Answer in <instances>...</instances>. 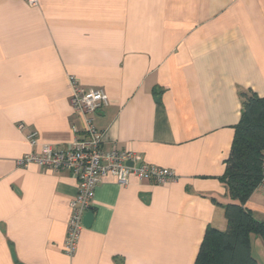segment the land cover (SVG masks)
Segmentation results:
<instances>
[{
    "label": "crops",
    "instance_id": "1",
    "mask_svg": "<svg viewBox=\"0 0 264 264\" xmlns=\"http://www.w3.org/2000/svg\"><path fill=\"white\" fill-rule=\"evenodd\" d=\"M69 75L109 97L93 117L103 152L176 176L104 177L72 257L76 180L17 165L83 135ZM247 92L264 97V0H0V264H194L205 229L227 226L222 177ZM244 208L264 220L263 187ZM251 254L264 264L256 236Z\"/></svg>",
    "mask_w": 264,
    "mask_h": 264
},
{
    "label": "built area",
    "instance_id": "2",
    "mask_svg": "<svg viewBox=\"0 0 264 264\" xmlns=\"http://www.w3.org/2000/svg\"><path fill=\"white\" fill-rule=\"evenodd\" d=\"M26 1L31 6L37 4V0ZM67 80L70 87L69 103L83 122V135L75 137L64 148L42 145L38 151L23 156L17 165L27 167L34 164L55 172L68 170L76 180L77 194L69 202L70 215L63 244L64 254L72 257L84 229L83 217L92 210L95 190L104 177L112 176L119 185L126 186L131 177L152 185H163L175 181L176 176L169 169L143 163L141 157L132 151L103 152L102 136L94 127L93 117L110 104L109 97L101 89L84 88L72 75ZM23 127V124L18 125L19 130ZM26 139L32 148L36 147L35 132H30ZM260 186L264 188V159Z\"/></svg>",
    "mask_w": 264,
    "mask_h": 264
},
{
    "label": "trees",
    "instance_id": "3",
    "mask_svg": "<svg viewBox=\"0 0 264 264\" xmlns=\"http://www.w3.org/2000/svg\"><path fill=\"white\" fill-rule=\"evenodd\" d=\"M242 108L222 183L230 203L223 206L226 229L208 226L194 264H257L251 254V236L264 245V220L257 221L244 208L260 186L264 159V97L253 92L241 95Z\"/></svg>",
    "mask_w": 264,
    "mask_h": 264
},
{
    "label": "water",
    "instance_id": "4",
    "mask_svg": "<svg viewBox=\"0 0 264 264\" xmlns=\"http://www.w3.org/2000/svg\"><path fill=\"white\" fill-rule=\"evenodd\" d=\"M129 166H131V164H128ZM92 219H93V215L91 212H88L85 214V216L83 217V225L84 227H89L91 222H92Z\"/></svg>",
    "mask_w": 264,
    "mask_h": 264
},
{
    "label": "rangeland",
    "instance_id": "5",
    "mask_svg": "<svg viewBox=\"0 0 264 264\" xmlns=\"http://www.w3.org/2000/svg\"><path fill=\"white\" fill-rule=\"evenodd\" d=\"M252 239H253V242L252 243L255 244L254 238H252ZM254 253H256V248L255 247H254Z\"/></svg>",
    "mask_w": 264,
    "mask_h": 264
}]
</instances>
